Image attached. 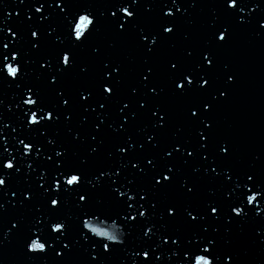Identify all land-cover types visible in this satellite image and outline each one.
<instances>
[{
  "label": "water",
  "instance_id": "95a60500",
  "mask_svg": "<svg viewBox=\"0 0 264 264\" xmlns=\"http://www.w3.org/2000/svg\"><path fill=\"white\" fill-rule=\"evenodd\" d=\"M58 2L61 0H23V3L21 0H0V29H3L0 39L9 45V51L13 45H16L26 52L25 59L29 61L28 75L18 81L20 88L14 83L0 81V152L6 148L5 159H13L20 169L11 176L10 180L5 181L11 190H0V204L4 205L3 211L0 212V239L4 238V232H8V238L0 248V264H88L93 255L97 256V262L101 261V256L92 251V241L85 244L80 239L77 223L80 213L74 204L78 196L64 197L67 203L53 216L66 220L68 231L66 238L62 242L53 244L54 250L43 257L33 258L32 254H26L22 239L14 235L15 229L11 227L22 218L27 230L37 216L40 217L41 224L44 223L47 205L40 196L39 184L43 183L45 187H48V184L40 177L42 173L50 175L53 170L54 162L59 159L55 157L54 152L65 149L67 150L64 158L66 167L83 168L93 185L98 178L101 180V186L95 187L91 193L92 210L114 208L113 194L106 186L111 180L108 177L100 178L101 170H110V173L120 171L119 178L112 175L111 179L116 181L113 186L122 192L127 191L129 195L133 194L129 190L132 186L128 185L127 181L133 180L134 177L137 187L150 190L155 179H160V176L155 175V171L163 170L167 166L173 167L177 173L175 185L161 191L158 198L165 203H176L179 206V217L170 220L166 210L158 209L153 213L150 224H145L138 217L135 227L120 221L113 225L112 220L103 217L90 218L92 226L102 231L112 232L115 227L126 233L123 238L124 244L118 247L113 257L104 259L103 264H133L134 257L135 264H144L140 257H136V253H142V249L145 248L149 250L151 264H183L185 252L206 246L209 238L215 239V251L221 257L214 264H225L226 259L228 264H233V261L235 264H264V201H257L260 205V216H255L253 209L245 207L248 213L246 222L225 224L223 218L215 222L204 212L205 202H220L225 206V215H229L230 209L227 205L239 195V191H231L233 185L224 183L223 179L206 176L205 168H208L209 172L211 168L200 159L201 155L216 157L221 162L217 173H220L221 168L230 167L237 172L254 171L264 179V33L260 32L258 27V21L264 20V0H248L243 10V18L251 20L252 23L236 28L227 46L214 53L217 59L215 68L210 71L213 79L209 85H206L202 91H193L184 97L173 95L174 74L168 70L170 68L168 61H179L177 73L195 69L198 63L203 67L202 52L210 33L220 24L234 23L224 14L221 0H196V8L187 7L192 0H177L178 6L184 4L181 7L182 16L176 13L175 8L170 7L171 0H141L136 6L140 12L139 28L158 25L162 22L165 11H172L177 16V27L173 38L165 37L152 57H145L144 52L138 47L135 33L122 39L109 27L107 19H101L99 30L91 35L84 49L78 53L77 67L73 70V74L60 79L59 83L53 86L49 84L51 77L45 59L51 61V73L54 74L58 59L52 58L61 46L57 37L64 39L68 31L67 22L55 7ZM68 2L73 7L65 11L78 13L81 8H89L96 16L103 11L107 17L106 6L110 0H68ZM126 2L131 3V0ZM164 2L169 7H163ZM41 3L45 4L43 15L34 11ZM48 4H51V8L47 6ZM250 9L255 11L250 12ZM28 17H32V20L29 21ZM44 17H48L47 20ZM214 20L216 23L210 28L209 25L213 24ZM30 26L32 29H40L37 36L42 34L44 36V43L38 44V51L31 48V43L34 41L31 39ZM159 31L162 32V29ZM93 49H96L95 54ZM189 52L192 53L190 57ZM145 59L156 65V78L160 85L156 91L159 95L149 94L148 87L140 83ZM108 60L119 62L124 66L123 77L114 90L112 99L102 109L98 103L103 102L99 82L103 73L102 63ZM9 62H11L10 57ZM42 63H45L44 69L40 68ZM84 65L87 66V74L81 75L80 68ZM230 73H235L236 82L228 86L231 89L227 94L228 99L219 100V91L223 90L227 74ZM38 76L41 78L37 79ZM109 79L113 77L110 75ZM30 87L39 91L46 106L49 108L54 106L59 113L70 114L69 121L66 123L64 115H60L58 123L52 126L41 125L38 130L26 129L27 118L24 113L29 112V109L22 107L21 100L23 93ZM54 88H59L65 98L71 97L68 106L60 107L61 101ZM133 88L136 89L135 94L132 92ZM87 92H92V97L87 103L81 102L80 94L87 95ZM212 95L217 96L219 104L214 112L205 114L214 121L213 142L208 146V151H194L191 158L185 153L183 157L174 154L169 159H161L165 151L171 150L173 145L180 146L184 141L190 142L189 150L199 147L194 126L188 118L190 115L188 110L192 105L202 107V101L210 100ZM33 98L35 99V96ZM145 99L147 103L144 109L140 110V115L133 119L132 114L137 112L139 103ZM124 104H129V107L121 112ZM157 104L162 105L168 112L167 125L163 130L152 127V121L163 115V112L158 111L156 117H151V111L155 110L154 106ZM85 108L88 110L85 111ZM199 116L200 113L197 114L198 118ZM101 120H103L101 125L103 131L97 140L93 141L91 137L96 135L93 126L100 125ZM124 120L130 123L124 124ZM109 125H112V128H109ZM121 127L126 128L127 131L112 130ZM200 127L202 128V125ZM148 135L153 136L150 142L147 141ZM128 137H131L129 141L131 148L124 142ZM21 139H25V143L29 140L33 141L34 147H39L40 152L30 153L29 158L23 159L22 148L18 143ZM49 140L53 141L51 145L48 144ZM101 140L103 143L97 152L89 155L90 148L97 147ZM220 141H227L232 145V156L227 160L218 157L217 149ZM157 142V147L153 148L152 144ZM117 146H123L126 153L124 155L117 153ZM8 153H11V156H8ZM33 156L35 160L32 159ZM49 156L52 157L53 163L48 162ZM153 156L156 158L154 165L148 166L147 160ZM81 160L85 161L83 165ZM133 163H138V167L148 174L137 176V170L132 169ZM29 164L31 168H28ZM120 165L126 167L121 169ZM211 167L216 165L213 164ZM197 168L199 171H194ZM164 174L167 172L165 171ZM181 179L188 181L183 190L179 186ZM164 183L161 179V185ZM193 185H195L193 194L186 196L187 188ZM4 191H7V195L3 194ZM26 193L29 195V201L22 207L18 201H23ZM33 194L35 199L32 198ZM150 198L149 196L145 201H140L144 209H140L137 204L133 207L137 210H145L148 216L149 208L146 201ZM124 199L121 196V200ZM187 205L200 211L205 216L204 220H198L195 224L189 223L183 213V208ZM37 208L41 211L37 212ZM130 214L137 215V212L133 211ZM196 214L193 212V215ZM152 224L155 225L153 228L155 235L143 237L145 227ZM17 227L19 228L20 225L17 224ZM204 228L208 231L204 232ZM213 228L218 231L213 233ZM157 229L160 231L157 232ZM45 231L47 233L48 230ZM193 233L198 236L196 243L192 242ZM165 234L172 238L179 237L177 245L173 246L169 239L167 246H160L161 241L158 237ZM51 235L55 236V234ZM117 235L118 239H122L118 233ZM199 238L204 242L201 243ZM63 244H68L69 250H64ZM55 251H61L63 258L56 257ZM174 251L175 256L172 255ZM156 257L159 259L157 260Z\"/></svg>",
  "mask_w": 264,
  "mask_h": 264
},
{
  "label": "snow or ice",
  "instance_id": "6c2138e0",
  "mask_svg": "<svg viewBox=\"0 0 264 264\" xmlns=\"http://www.w3.org/2000/svg\"><path fill=\"white\" fill-rule=\"evenodd\" d=\"M23 3V0H21ZM141 0H131V3L126 2V0H110V3L106 6L107 17H105V12H100L99 16L93 14L89 8H81L79 12L65 11L73 7L68 0H61V2L56 3L55 7L59 9V14L63 16L64 21H66V28L68 29L65 38L59 40L60 47L56 52L53 60L58 59V64L56 67L55 73H51V61L45 59V63L49 65L47 71L51 79H49L50 85H57L60 79L68 77L73 74V70L77 67L78 53L82 51L90 39L91 35L95 31L99 30L100 20L107 19L109 22V27L114 29V31L120 35L122 39L127 38L131 34L135 33L138 41V47L144 52L145 57H152L158 51L160 45L164 42V38L169 39L173 38L174 30L177 27V16L174 15L172 11H165L163 13L162 22L158 25H155L150 28H139V16L140 12L137 5H139ZM248 0H221V6L224 8V14L229 17L234 23L220 24L215 27V30L210 33L209 38L205 41L204 51L202 52V65L197 64L195 69H188L186 71L176 72L179 61L172 62L168 61L170 68L169 72L174 74L172 78V83L174 84L173 95H178L179 97H184L193 91H202L205 89L206 85H209L213 77L210 74V71L215 68V61L217 59L214 54L216 51H219L227 46V43L231 41L233 31L240 26L249 25L252 23L251 20L243 18V10L247 6ZM63 4V6H61ZM51 8V4L47 5ZM184 4L181 3L178 6L177 0H171V8L176 9V13L183 15L181 13V7ZM45 7L44 3H41L39 7H35L34 11L37 14L43 15V9ZM163 7L167 8L169 5L164 2ZM188 8H196V0L187 4ZM115 9V10H112ZM255 9H250V12H254ZM48 17H44L47 20ZM28 20L31 21L32 17H28ZM215 20L213 24H210L209 27L212 28L215 25ZM259 31L264 33V20L258 21ZM162 29V32L159 31ZM31 32V48L32 50H39L38 44L42 45L44 43V36H37V32L40 31L39 28L32 29L29 28ZM55 31V29H53ZM0 33H3V29H0ZM51 35V33H49ZM111 47V45H110ZM93 53H96V49H93ZM27 55L22 49L13 45L9 51V45L3 43V40L0 39V81H7L14 83L17 88H20V83L18 81L23 80V78L28 75L27 69L29 61L25 59ZM191 52L188 53L190 57ZM19 56V59H18ZM9 57L11 62H9ZM45 63L40 64V68H45ZM144 67L141 72L140 83L142 86L148 87L149 94L156 96L159 93L156 89L160 88L159 83L157 82V73L155 71L156 65L151 64L149 59H145ZM111 66V71L109 68ZM123 65L119 62H113L108 60L107 62L102 63L103 73L102 78L99 82V87L102 90V100L103 102H98L100 108H105L108 101L112 99L114 90L119 85L123 77ZM80 74H87V66H81ZM42 75V74H41ZM110 75L113 79H109ZM41 77L38 76L37 79ZM183 81L182 83L179 81ZM236 82L235 73L227 74V78L224 84L223 90L219 91V100L228 99V93L231 89L229 85H233ZM195 85V88L193 86ZM56 91L57 97L60 99V107L63 108L68 106L70 103L69 98H65L61 94L59 88H54ZM87 91V89H85ZM161 91H163L161 89ZM133 94H135L136 89H132ZM35 96V99L33 98ZM92 97V92H87V95L81 93L80 100L81 102L87 103L88 100ZM219 100L216 95H212L210 100L202 101V107L200 105H192L189 108V120L192 122L195 130L196 137L198 138V148L189 150V141H184L180 146L173 145L171 150L165 151L161 159H169L174 154L180 157H183L187 153V157L191 158L194 151L207 152L208 146L213 142V133H214V121L208 116L205 115L209 112H214L216 107L219 104ZM147 100L139 103V109L137 112L133 113V119L140 115V110L144 109ZM21 105L24 108L29 109V112H25L26 116V129H40L41 125L52 126L55 123H58L59 116L64 115V120L67 123L70 119V114L59 113L56 107L49 108L46 106L41 98V95L38 90L33 88H28L27 91L23 93V99L21 100ZM90 106V105H89ZM129 107V104H124L121 108V112ZM155 110L151 111V117H156L157 112H163V115H160L158 119L152 121V127L157 130H163L166 128L168 121V112L160 104L154 106ZM34 109V110H33ZM85 111L88 109L85 108ZM95 111V109H93ZM200 113L199 118L197 114ZM124 124H129L130 121L124 120ZM103 120L100 121V125L93 126V132L96 135H93L91 138L93 141L97 140V137L101 135L103 129ZM202 125V128L200 127ZM6 127V126H5ZM112 128V125L108 126ZM114 132L118 131H127L126 128L121 127L118 129H112ZM43 135V132H41ZM76 138L75 136L73 137ZM25 139H28L25 137ZM25 139L19 140V145L22 148V158H29L30 153H39L40 148L34 147L33 141L29 140L28 143H25ZM131 137H128L124 142L128 143V147L131 148L132 145L129 143ZM153 136L148 135L147 141H152ZM52 140L48 141V144L51 145ZM103 141L101 140L97 147H92L89 150V155H92L97 152L98 148L102 145ZM157 143H153L152 147H157ZM7 149L5 148L0 152V190H11L10 186L6 185V179H11V176L20 171L19 167L16 166L13 159H5V153ZM116 152L124 155L126 149L123 146H117ZM233 148L232 145L227 141H220L218 144L217 154L218 157H222L225 160L229 159L232 156ZM55 157L59 158L57 162H54V168L51 171L50 175L41 174L40 179L45 181L48 184V187H45V184H39L40 196L45 200L47 205V211L45 212L44 223L41 224V219L39 216L34 218V222L30 227L25 230L23 219H18L15 223L12 224V229H15V236H18L22 239L23 244L25 245V253L32 254L33 258L43 257L46 253L53 251V244L57 242H62L66 238V233L68 231L67 222L63 218L56 216L53 218L55 213L64 207L67 201L64 199L66 196H78V200L74 201L75 207L79 211L80 215L77 218V223L80 230V239L87 244L90 240L92 241L91 248L93 252H97V255L101 256V261L97 262V256H91V260L88 264L92 262H97V264H103L104 259L113 257L118 247L124 244V237L126 235L125 231H119L115 227L112 232L102 231L96 227H93L91 224V217H96L97 219L103 217L104 219H109L113 221L115 225L118 221L123 222L124 224H131L134 227L136 226L137 218L139 217L140 221L145 224H150V221L158 209L166 210L167 217L172 220L180 216L179 206L176 203H165L158 198L159 193L163 190L171 188L176 183L177 173L173 170V167H165V169L160 171H155V175L160 176V179H155V183L151 186L150 190L137 187L134 183L135 177L133 180H128L127 184L132 187L129 189L133 194L129 195L127 191H120V189L114 187L116 183L115 180H112V175L116 178H119L121 173L120 171H115L110 173V170H101L99 172V177L104 178L108 177L111 180L110 184L106 186L110 189L113 203V210H92V191L95 187L101 186V180L98 178L93 185V182L88 179L83 168H68L65 166V157L67 155V150L55 151ZM111 156V154H109ZM8 156H11V153H8ZM35 160V157H32ZM155 157L147 160L148 166H153ZM200 159L204 164L209 165L211 171L209 172L208 168H205L204 174L206 176H211L213 179H223L224 183H231L233 188L231 191H239V195H236L233 200L228 203L227 208L230 209V214L225 215L224 205L218 201H208L205 202L203 206L204 212L210 216L215 222H218L223 218L225 224H232L233 222H246L248 213L245 211V207H249L254 210L255 216H260V205L257 201H264V179L259 177L254 171H243L237 172L230 167L221 168L220 173H217V168L220 167V163L216 157H209L208 155H201ZM48 162L53 163L52 157H48ZM85 163L84 160H81V165ZM215 164L216 167H211ZM31 164L28 165V168H31ZM121 169L125 168L126 165H120ZM132 169L137 170V176H146L148 173L138 167V163L132 164ZM154 170V169H150ZM165 171L167 174H164ZM194 171H199V169H194ZM47 172V169L45 170ZM161 179L165 182L164 185H161ZM240 181L237 183L236 181ZM188 183L186 179L180 180V189L183 190L185 185ZM251 185V186H249ZM92 186V187H88ZM195 185L193 187L187 188L186 196H191L193 194ZM50 188V191H49ZM87 188V190H86ZM255 190V191H254ZM19 191V189H17ZM4 195H7V191L3 192ZM15 194V193H14ZM121 196L125 199L121 200ZM151 197L146 203L148 204L149 213L148 216L145 214V210H137L133 207L134 204L139 205L140 209H144V205L140 204V201H145L146 197ZM137 197L139 199L137 200ZM35 199V195L32 196ZM29 201V195L26 193L23 196V201H18L21 206H24L25 202ZM154 201V202H153ZM191 205H187L183 208V213L185 219L192 224H195L198 220H204L205 216L201 214L196 208H191ZM4 209V205L0 204V212ZM37 212H40L41 209L37 208ZM136 211L137 215H131L130 213ZM193 212H196V215H193ZM163 218V217H161ZM17 224L20 227H17ZM39 226V227H37ZM163 227V225L161 226ZM153 228L155 225L145 227L143 231V237H150V235H155L153 233ZM47 229V233L45 231ZM160 229H157L159 232ZM204 232H207L208 229L204 228ZM213 233H216L218 229L213 228ZM91 233L92 235H89ZM122 239H118V235ZM55 234V236L51 235ZM4 238L0 239V248L3 247L4 241L8 238V232H4ZM102 238V239H97ZM161 244L160 246H167L169 239L173 246L177 245L179 237L172 238L171 236L165 234L160 237ZM200 242L203 243V239L199 238ZM198 236L196 233H193L192 242L196 243ZM216 242L215 239H207L206 246L198 247V250H191L185 252L183 264H214L220 260V255L215 251ZM64 250H69L68 244H63ZM86 251V250H85ZM154 251V250H153ZM173 256L176 255L174 251ZM55 256L63 258V253L61 251H55ZM136 257L144 262V264H151L150 255L148 249H142L141 252L136 253ZM230 258V257H229ZM158 260L159 257H156ZM133 264H135V257L133 258ZM225 264H228V259L225 260ZM233 264L235 262L233 261Z\"/></svg>",
  "mask_w": 264,
  "mask_h": 264
}]
</instances>
